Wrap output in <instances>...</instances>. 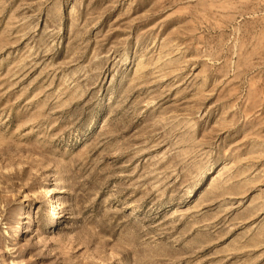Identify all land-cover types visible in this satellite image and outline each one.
<instances>
[{
	"label": "rangeland",
	"instance_id": "rangeland-1",
	"mask_svg": "<svg viewBox=\"0 0 264 264\" xmlns=\"http://www.w3.org/2000/svg\"><path fill=\"white\" fill-rule=\"evenodd\" d=\"M0 264H264V0H0Z\"/></svg>",
	"mask_w": 264,
	"mask_h": 264
},
{
	"label": "bare ground",
	"instance_id": "bare-ground-1",
	"mask_svg": "<svg viewBox=\"0 0 264 264\" xmlns=\"http://www.w3.org/2000/svg\"><path fill=\"white\" fill-rule=\"evenodd\" d=\"M58 214H57V207L56 205L53 207V222H55V219L57 218Z\"/></svg>",
	"mask_w": 264,
	"mask_h": 264
}]
</instances>
